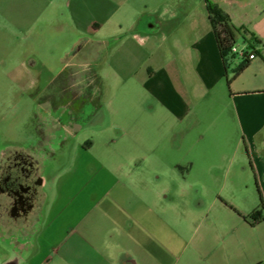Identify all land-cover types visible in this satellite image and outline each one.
<instances>
[{
  "label": "crops",
  "instance_id": "0c3cea01",
  "mask_svg": "<svg viewBox=\"0 0 264 264\" xmlns=\"http://www.w3.org/2000/svg\"><path fill=\"white\" fill-rule=\"evenodd\" d=\"M207 3L255 32L237 76ZM263 12L264 0H14L17 17L55 19L42 33L60 76L83 66L133 86L124 109L66 128L68 158L40 173L42 213L1 264H264V219L254 235L235 210L244 188L264 203Z\"/></svg>",
  "mask_w": 264,
  "mask_h": 264
},
{
  "label": "rangeland",
  "instance_id": "374dc122",
  "mask_svg": "<svg viewBox=\"0 0 264 264\" xmlns=\"http://www.w3.org/2000/svg\"><path fill=\"white\" fill-rule=\"evenodd\" d=\"M13 5L14 0H0V156L13 149L34 148L35 156H38L41 164L47 163L45 167L42 165L40 173L51 171L52 168L58 171L68 155L61 153V141H57L60 139L59 131L53 132L50 119L61 116L62 120H72V123L66 126L69 129L75 120L86 122L95 109H124V92L133 85L129 87L122 81H115L107 73L101 76L98 82L96 76L86 68L75 65L67 67L60 76L62 65L58 59L59 50L53 55L54 51L47 47L46 34L42 33L56 24L55 19H36L27 13L17 17L12 13ZM243 32L234 43L238 52L241 49H249L253 43V28L247 27ZM59 44L62 46L64 42ZM81 55L79 53V56ZM234 58L238 60L241 56L235 53ZM228 59L229 66L232 67L233 59ZM107 68L105 66V70ZM148 103L155 105L152 99H146L142 103L137 101L136 105L145 107ZM81 109L84 110L83 115L78 112ZM71 116L73 118L70 119ZM97 122L99 119L94 118L95 128ZM83 131L85 130H80L75 139L82 138ZM67 137L69 136L65 135V138ZM48 141L49 146L44 143ZM44 160L46 162H43ZM48 162H51L52 167ZM246 171L248 181L254 182L249 167ZM254 193L255 191H247L244 188L238 194L242 200L239 205L242 209L235 210L249 213L256 204L252 206L246 201L247 197ZM224 209L226 213L233 211ZM246 222L243 224L251 233L263 235L260 224L251 225ZM201 229L202 227L198 229L197 234ZM2 234L0 232V264L3 259L18 253L19 250L11 238Z\"/></svg>",
  "mask_w": 264,
  "mask_h": 264
},
{
  "label": "flooded vegetation",
  "instance_id": "af4514ba",
  "mask_svg": "<svg viewBox=\"0 0 264 264\" xmlns=\"http://www.w3.org/2000/svg\"><path fill=\"white\" fill-rule=\"evenodd\" d=\"M50 121L61 141L72 120L57 116ZM34 151L13 149L0 156V232L12 241L19 236L28 238L42 213L44 191Z\"/></svg>",
  "mask_w": 264,
  "mask_h": 264
},
{
  "label": "trees",
  "instance_id": "16d2710c",
  "mask_svg": "<svg viewBox=\"0 0 264 264\" xmlns=\"http://www.w3.org/2000/svg\"><path fill=\"white\" fill-rule=\"evenodd\" d=\"M207 9L209 11V16L211 23L213 25L215 38L217 41V45L221 56L226 62V58H231L235 56V53L231 51V47L234 45L236 37L243 33V30L235 27L228 17L219 10L215 5L207 3ZM251 48L252 44L250 45ZM250 49L245 50V56H242L240 63L236 66L234 70V76H237L247 65V53H249ZM96 110V109H95ZM94 110V111H95ZM84 112V110H83ZM89 117V116H88ZM81 122V121H80ZM85 123V122H81ZM258 191V204L247 214L242 215L243 219L247 221L249 224L254 225L264 219V203L261 196V193ZM250 219H252L250 221Z\"/></svg>",
  "mask_w": 264,
  "mask_h": 264
},
{
  "label": "built area",
  "instance_id": "2783aa9c",
  "mask_svg": "<svg viewBox=\"0 0 264 264\" xmlns=\"http://www.w3.org/2000/svg\"><path fill=\"white\" fill-rule=\"evenodd\" d=\"M231 51L232 52H234V53H238L239 54V56H245V54H246V52H245V50L244 49H241L239 52H238V50L236 49V47L233 45L232 47H231ZM256 56V51L253 49L252 51H249V53H247V58L248 59H252V58H254Z\"/></svg>",
  "mask_w": 264,
  "mask_h": 264
}]
</instances>
